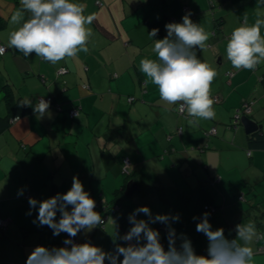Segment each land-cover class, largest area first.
I'll use <instances>...</instances> for the list:
<instances>
[{
	"label": "crops",
	"instance_id": "0c3cea01",
	"mask_svg": "<svg viewBox=\"0 0 264 264\" xmlns=\"http://www.w3.org/2000/svg\"><path fill=\"white\" fill-rule=\"evenodd\" d=\"M71 2L83 4L84 15L95 17L87 25L92 31L89 51L52 65L35 53L25 58L8 46L10 33L23 23H10L21 4L0 0V41L8 47L0 54V217L5 221L0 264H26L36 246H65L66 233L54 236L49 227L33 223L36 209L31 216L26 213L29 197L42 201L66 193L74 176L105 222L79 233L74 238L78 243L112 250L115 232L123 235L129 230L128 216L140 206H148L154 215L178 213L180 220L172 227L178 235L186 234L198 255L207 254L208 241L196 231L199 221L193 217L207 212L204 205L217 207L209 212V222L214 230L222 227L229 239L236 235L230 230L249 221L264 233V150L250 149L242 124L228 125L248 98L254 101L251 117L264 130V62L254 71L236 70L226 56L228 39L242 25L243 15L251 25L257 15L264 18V5H257V0ZM188 13L212 33L207 47L196 52L217 71L211 94L220 97L213 104L215 119L194 126L186 110L181 113L179 105L161 101L155 84L149 80L145 86L146 76L139 68L141 59H157L155 39L165 38V25L182 22ZM29 16L25 13L24 20ZM218 18L223 20L220 28ZM154 28L159 29L155 38L149 36ZM25 97L33 104L41 97L50 101L48 113L39 119L31 107H18ZM125 155L131 161L129 176L122 171ZM130 179L139 187L126 196ZM21 188L25 191L18 197ZM113 205L116 211L111 212ZM138 219L147 217L140 214ZM151 227L160 231L167 248L165 226ZM263 242L251 245L254 264H264V252L257 251Z\"/></svg>",
	"mask_w": 264,
	"mask_h": 264
},
{
	"label": "clouds",
	"instance_id": "9594fccd",
	"mask_svg": "<svg viewBox=\"0 0 264 264\" xmlns=\"http://www.w3.org/2000/svg\"><path fill=\"white\" fill-rule=\"evenodd\" d=\"M21 9L15 11L10 23L22 26L9 35L8 46L22 52L25 58L33 53L44 61L57 65L65 58H75L78 52L89 51L88 42L92 31L94 15H84L85 6L71 0H20ZM264 5V0H257ZM25 13L30 14L24 20ZM186 14L180 23H167V35L156 40L154 52L157 59L140 60L139 68L145 74V86L149 80L158 87L162 102L179 105L186 110L189 125H198L201 120H213L215 100L211 95V84L217 71L197 57L196 49L203 51L212 33L190 19ZM249 17L243 15V23L235 28L226 45L227 60L236 70H256L264 62V36L261 27L264 18L259 15L249 25ZM159 29L154 28L149 36L155 38ZM3 51V49H0ZM50 101L43 97L33 104L31 98L19 100L18 107H31L33 114L42 119L50 108ZM19 119V117H17ZM21 188L17 196H22ZM32 210L38 214L33 220L38 226H47L54 236L66 233L65 246L47 248L36 246L28 255L26 264H254V241H264L254 221L239 223L234 230L236 235L229 239L222 227L213 229L209 222V212L198 220L196 231L202 233L207 241V254L198 255L186 234H177L172 227L180 220V215L153 214L148 206L137 207L128 216L129 230L120 235L115 232L114 247L105 251L91 242L75 243L74 238L82 231L87 234L98 225L105 223L100 213L95 211L96 202L85 191L78 177H73L72 186L66 193H57L48 199L38 201L28 198ZM69 206H71L69 208ZM57 213L59 219L57 220ZM144 214L147 219H138ZM163 224L166 230L167 248L161 243V233L151 227ZM177 240H180L179 247ZM122 257V259H121Z\"/></svg>",
	"mask_w": 264,
	"mask_h": 264
},
{
	"label": "trees",
	"instance_id": "16d2710c",
	"mask_svg": "<svg viewBox=\"0 0 264 264\" xmlns=\"http://www.w3.org/2000/svg\"><path fill=\"white\" fill-rule=\"evenodd\" d=\"M160 22V21H159ZM222 22H223V20L220 18H218V19H216L215 20V23H216V28L218 27V28H220L221 26H222ZM1 42V41H0ZM4 44V43H3ZM6 45V44H5ZM6 48H7V50H8V47H7V45H6ZM7 50H6V52H7ZM5 52V53H6ZM4 53V54H5ZM3 54V55H4ZM212 95V97L213 96H218V95H214V94H211ZM219 97V96H218ZM220 98V97H219ZM129 99V98H128ZM133 101V100H132ZM254 101H250L248 98L247 99H243V102L241 103V108L242 109H246V107H245V103H248L249 105H251L252 103H253ZM215 103H217V102H215ZM52 104V103H51ZM74 108H72V109H70V111H72ZM235 124H240L239 122H235L233 119H232V122L230 123V124H228L230 127L231 126H234ZM248 144H249V147H250V149H252V150H264V130H261V131H257V132H254V133H251V134H249V136H248ZM126 156H128V155H125L124 157H126ZM123 157V158H124ZM129 157V156H128ZM130 158V157H129ZM130 173H131V170H130ZM127 175V174H126ZM130 175V174H129ZM128 175V176H129ZM238 198L241 200V199H243L244 197H243V195L241 194V195H239L238 196ZM115 204H117V203H115ZM119 205V204H118ZM206 206H207V208H206ZM204 210L205 211H207V212H212V213H214V211L216 210V206L215 205H213V204H207V205H204ZM110 211L112 212V211H116L115 210V208H114V205L112 206V207H110ZM103 219V218H102ZM104 220V219H103ZM257 251L258 252H264V242L263 243H261L259 246H258V248H257Z\"/></svg>",
	"mask_w": 264,
	"mask_h": 264
},
{
	"label": "water",
	"instance_id": "95a60500",
	"mask_svg": "<svg viewBox=\"0 0 264 264\" xmlns=\"http://www.w3.org/2000/svg\"><path fill=\"white\" fill-rule=\"evenodd\" d=\"M174 23V22H173ZM252 105H248L247 109H242L241 107L236 108L235 113L232 115V119L235 122H239L245 128L247 134H251L263 129V125L251 117ZM139 185L135 179H130L127 183V188L125 190V195L129 196Z\"/></svg>",
	"mask_w": 264,
	"mask_h": 264
},
{
	"label": "built area",
	"instance_id": "2783aa9c",
	"mask_svg": "<svg viewBox=\"0 0 264 264\" xmlns=\"http://www.w3.org/2000/svg\"><path fill=\"white\" fill-rule=\"evenodd\" d=\"M98 3H100V1H98ZM0 49H3V51H0L1 55H3L6 52V50H7L6 45L3 44L2 42H0ZM212 98L215 100V102H219V100H220V98L218 96H213ZM133 99H134L133 97H129V101H132ZM245 107L247 109L248 108V104H246ZM178 110H179V107H178ZM71 114H73V115L76 114V111L72 110ZM16 119H17V117H15L13 120H16ZM130 170H131V161H130V158L128 156H126V157L123 158L122 171L125 174L129 175L130 174ZM206 208H207V206H206ZM4 227H5V221L0 217V230H2ZM74 242L78 243V241H75V240H74Z\"/></svg>",
	"mask_w": 264,
	"mask_h": 264
}]
</instances>
